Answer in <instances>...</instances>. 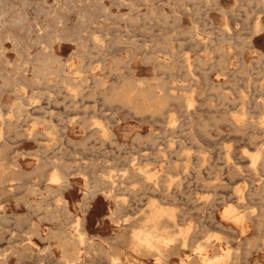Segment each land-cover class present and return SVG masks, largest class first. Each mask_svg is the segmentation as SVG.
<instances>
[{
  "label": "rangeland",
  "instance_id": "obj_1",
  "mask_svg": "<svg viewBox=\"0 0 264 264\" xmlns=\"http://www.w3.org/2000/svg\"><path fill=\"white\" fill-rule=\"evenodd\" d=\"M205 1H0V264H115L113 256L123 264H264V159L251 163L253 151L264 157V0ZM55 166L68 172L65 200L49 188ZM156 204L174 214L159 218L160 231L187 235L164 260L133 237L152 223ZM229 205L235 216L225 215ZM77 224L85 240L63 238ZM202 242L208 256L230 253L209 262L197 251Z\"/></svg>",
  "mask_w": 264,
  "mask_h": 264
},
{
  "label": "bare ground",
  "instance_id": "obj_2",
  "mask_svg": "<svg viewBox=\"0 0 264 264\" xmlns=\"http://www.w3.org/2000/svg\"><path fill=\"white\" fill-rule=\"evenodd\" d=\"M1 1V0H0ZM74 1V0H73ZM125 1H128V0H125ZM204 2H206L205 0H204ZM26 3V2H25ZM210 3V2H209ZM133 4V3H132ZM174 5V4H173ZM91 7V6H90ZM47 9H49V7L47 8ZM107 10V9H106ZM222 10H223V8H222ZM21 11V10H20ZM19 11V12H20ZM223 11H225V10H223ZM226 12V11H225ZM18 13V12H17ZM53 14V13H52ZM155 14V12L153 13V15ZM163 14V13H162ZM225 14V13H224ZM248 14V13H247ZM19 15H20V13H19ZM27 15V14H26ZM151 15V14H150ZM149 15V16H150ZM164 15H165V13H164ZM167 15V14H166ZM14 16V14H12V17ZM21 16V15H20ZM136 16H139V15H136ZM169 16V15H168ZM167 16V17H168ZM11 17V16H10ZM23 17V16H22ZM248 17V16H247ZM17 18V17H16ZM27 18V17H26ZM57 18V17H56ZM84 18V17H83ZM90 18V17H89ZM134 18V19H133ZM132 19H130V20H133V21H136V19H135V17H133ZM260 18V17H259ZM258 18V19H259ZM19 19H21V18H19ZM19 19H18V21H19ZM60 19H61V17H60ZM64 19V18H63ZM107 19H109V18H107ZM228 19V18H227ZM24 20V19H23ZM47 20V19H46ZM257 20V19H256ZM259 21V20H258ZM15 22V21H14ZM21 22H22V20H21ZM59 22H61V21H59ZM58 22V23H59ZM227 22V21H226ZM257 22V21H256ZM16 23V22H15ZM19 23V22H18ZM30 23V22H29ZM56 23V22H55ZM260 22H258V24H259ZM195 24V23H194ZM43 25H45V24H43ZM129 25V24H128ZM256 25V24H255ZM127 26V25H126ZM221 26V25H220ZM224 26V25H223ZM261 26V25H260ZM224 27H226V25L224 26ZM227 27H229V26H227ZM257 27L258 26H256V29H257ZM262 27V26H261ZM194 28V27H193ZM259 28V27H258ZM27 29V28H26ZM40 29V28H39ZM195 29V28H194ZM228 29V28H227ZM230 29V28H229ZM258 30V29H257ZM259 30H261L260 28H259ZM42 31V30H41ZM47 31V30H46ZM129 32H130V30H128ZM195 31V30H194ZM226 31V30H225ZM45 32V31H44ZM181 32V31H180ZM183 32V31H182ZM181 32V33H182ZM229 32V31H228ZM253 32H254V29H253ZM42 33V32H41ZM50 34H51V32H50ZM58 34V33H57ZM196 34V33H195ZM186 35V34H185ZM197 35V34H196ZM133 37H134V35H132ZM200 36V35H199ZM222 36H224V35H222ZM230 36V35H229ZM248 36H249V34H248ZM231 37H233V36H231ZM251 37V36H250ZM249 37V38H250ZM38 38H39V40L41 41V42H43L44 40L42 39V35H39L38 36ZM44 38V37H43ZM97 38V37H96ZM122 38V37H121ZM125 38V37H124ZM165 38H167V37H165ZM248 38V37H247ZM34 39V38H33ZM94 39V38H93ZM92 39V40H93ZM205 39V38H204ZM223 39V38H222ZM254 39V38H253ZM72 40V39H71ZM123 40H125V39H123ZM169 40V39H168ZM224 40V39H223ZM229 40V39H228ZM32 41H34V40H32ZM47 41V40H46ZM130 41V40H129ZM196 41V40H195ZM53 42V41H52ZM115 42V41H114ZM117 42V41H116ZM99 43V42H98ZM127 43V42H126ZM248 43V42H247ZM31 44V43H30ZM29 44V45H30ZM100 44V43H99ZM193 44V43H192ZM205 44V43H204ZM250 44V43H249ZM46 45V44H45ZM103 45H104V43H103ZM95 46V45H94ZM97 46V45H96ZM147 46V45H146ZM47 47H48V45H47ZM46 47V48H47ZM98 47V46H97ZM100 47V46H99ZM223 47V49L225 48L224 46H222ZM49 48V47H48ZM52 48V47H51ZM95 48V47H94ZM93 48V49H94ZM231 49V48H230ZM43 50V49H42ZM99 50H100V48H99ZM119 50V49H118ZM202 50V49H201ZM229 50V49H228ZM47 51V50H46ZM92 51H94V50H92ZM45 52V51H44ZM43 52V53H44ZM98 52V51H97ZM155 52V51H154ZM200 52V51H199ZM223 52V51H222ZM39 53H41V52H39ZM46 53H48V52H46ZM45 53V54H46ZM188 53V52H187ZM44 54V55H45ZM48 55V54H47ZM54 55V54H53ZM149 55V54H148ZM155 55V54H154ZM217 55H218V53H217ZM228 55V54H227ZM46 56V55H45ZM186 56V55H185ZM59 57V56H58ZM61 57V56H60ZM59 57V58H60ZM119 57H121V56H119ZM198 57H200V56H198ZM226 57V56H225ZM53 58V57H52ZM186 58H187V56H186ZM185 58V59H186ZM221 58V57H220ZM43 59V58H42ZM51 59V58H50ZM58 58H56V60H57ZM229 59V58H228ZM36 60H38V61H41V59L40 58H36ZM119 61L121 60V59H118ZM227 60V59H226ZM226 60H224V63H226ZM232 60V59H231ZM43 61V60H42ZM59 61V60H58ZM122 62H124L123 61V59L121 60ZM126 61V60H125ZM160 61V60H159ZM189 61H190V58H189ZM220 61V60H219ZM60 62V61H59ZM161 62V61H160ZM221 62V61H220ZM25 63V62H24ZM66 63V62H65ZM74 63V62H73ZM72 63V64H73ZM213 63H215V62H213ZM217 63V62H216ZM59 64V63H58ZM68 64V63H67ZM75 64V63H74ZM42 65V64H41ZM46 65V64H45ZM66 65V64H65ZM192 65V64H191ZM211 65V64H210ZM242 66H243V64H241ZM47 66V65H46ZM161 66H162V64H161ZM189 66V65H188ZM213 66V65H212ZM216 66V65H215ZM219 66V65H218ZM59 68L57 69V73L60 75V76H63V74H64V67L65 66H63V64H62V61L60 62V66H58ZM72 67V66H71ZM116 67V66H115ZM78 68V67H77ZM81 68V67H80ZM97 68V67H96ZM158 68H159V64H158ZM241 68V67H240ZM51 69V68H50ZM55 69V68H54ZM132 69H133V67H132ZM196 69V68H195ZM222 69H223V67H222ZM226 69V72H228V70H227V68H225ZM17 70V69H16ZM74 70V69H73ZM162 70H163V66H162ZM241 70H243V69H241ZM49 71H51V70H49ZM128 71V70H127ZM225 71V70H224ZM223 71V72H224ZM231 71V70H230ZM243 71H245V70H243ZM54 72H56L55 70H54ZM191 72V71H190ZM132 73V72H131ZM187 73V72H186ZM225 73V72H224ZM237 73V72H236ZM3 74V73H2ZM19 74V73H18ZM46 74H47V72L45 71V69L44 68H42L41 66H39L37 69H36V76H39V77H44V79H45V76H46ZM52 74V73H51ZM232 74V73H231ZM238 74V73H237ZM193 75V74H192ZM196 77V76H195ZM231 77V76H230ZM236 77V76H235ZM2 78V77H1ZM6 78V77H5ZM28 78V77H27ZM66 78H67V76H66ZM152 79L154 78V76L153 77H151ZM194 78V77H193ZM216 78H219V77H216ZM65 79V78H64ZM95 79V78H94ZM113 79V78H112ZM127 79V78H126ZM155 79V78H154ZM208 79V78H207ZM17 80V79H16ZM43 80V79H42ZM56 80V79H55ZM139 80V79H138ZM158 80V79H157ZM157 80H156V82H157ZM69 81V80H68ZM100 81H102V80H100ZM129 81V80H128ZM128 81H126V82H128ZM161 81H162V77H161ZM64 82H65V80H64ZM164 81H162V82H160V79H159V83H163ZM7 83V82H6ZM70 83V82H69ZM77 83V82H76ZM104 83V82H103ZM138 83V82H137ZM140 83V82H139ZM146 83H147V81H146ZM165 83V82H164ZM224 83V82H223ZM18 84H21V83H16V85H18ZM57 84V83H56ZM65 84V83H64ZM79 84V86H80V83H78ZM105 84V83H104ZM73 85V84H72ZM95 85V84H94ZM98 85V84H97ZM149 85V84H148ZM158 85V84H157ZM156 85V86H157ZM260 85V84H259ZM262 85H264V84H262ZM28 86V85H27ZM62 86H63V84H62ZM74 86H76V85H74ZM73 86V87H74ZM78 86V85H77ZM101 86H102V84H101ZM105 86V85H104ZM126 86V85H125ZM142 86V85H141ZM155 86V85H154ZM161 86V85H160ZM185 86V85H184ZM218 86H219V84H218ZM20 87V86H19ZM38 87V86H37ZM40 87V86H39ZM93 87H95V86H93ZM98 87V86H97ZM127 87V86H126ZM140 87V86H139ZM148 87V86H147ZM151 86L149 85V88H150ZM157 87H159V85L157 86ZM157 87H153L152 86V88H150V89H154V88H157ZM162 88H164V86H163V84H162V86H161ZM161 87H159V89L161 88ZM179 87V86H178ZM205 87V86H204ZM65 88V87H64ZM86 88V87H85ZM84 88V89H85ZM89 89H91L90 87H88ZM112 88H114V87H112ZM119 88V87H118ZM123 88V87H122ZM135 88V87H134ZM68 89V88H67ZM70 89V91H72L71 90V88H69ZM81 90H84V89H82V84H81V88H80ZM120 89V88H119ZM128 89H129V87H128ZM136 89V88H135ZM140 89H141V87H140ZM194 89V88H193ZM65 90V89H64ZM76 90V89H75ZM78 90H79V88H78ZM126 91H127V88L125 89ZM146 90V89H145ZM11 91H12V89H11ZM74 91V90H73ZM72 91V92H73ZM92 91V90H91ZM90 91V92H91ZM130 91V90H129ZM140 91H142V90H140ZM148 91H151V90H148ZM147 90H146V93L148 92ZM153 91V90H152ZM163 91V90H162ZM194 91V90H193ZM244 91V90H243ZM76 92H77V90H76ZM154 92V91H153ZM74 93V92H73ZM81 93H82V91H81ZM96 93V92H95ZM133 93H134V90H133ZM133 93H131V94H133ZM137 93H139V89H138V91H137ZM146 93H145V97H146ZM151 93V92H150ZM225 93H228V92H225ZM237 93V92H236ZM239 93V92H238ZM71 94V93H70ZM76 94V93H75ZM75 94L73 95L74 97H76L75 96ZM110 94H111V92H110ZM109 94V95H110ZM117 94V93H116ZM127 94V93H126ZM152 94V93H151ZM156 94H158V93H156ZM185 94V93H184ZM246 94V93H245ZM77 95H78V92H77ZM79 95H80V92H79ZM93 95V94H92ZM125 95V94H124ZM123 95V96H124ZM128 95V94H127ZM139 95H143V94H139ZM148 95V94H147ZM189 95V94H188ZM226 95V94H225ZM242 95V94H241ZM101 96H103L104 97V95H101ZM107 96V95H106ZM126 96V95H125ZM156 96V95H155ZM165 96V95H164ZM180 96H183V95H180ZM179 96V98L177 99V100H179V99H181V97ZM186 96V95H185ZM190 96V95H189ZM193 96V95H192ZM222 96H223V94H222ZM247 96V95H246ZM246 96H244V97H246ZM85 97V96H84ZM142 97H144V96H142ZM161 97V96H160ZM242 97V96H241ZM243 97V98H244ZM77 98V97H76ZM126 98V97H125ZM129 98V97H128ZM152 98H154L153 96H152ZM175 98V97H174ZM183 98V97H182ZM227 98V97H226ZM104 99H105V97H104ZM113 99V98H112ZM116 99V98H115ZM161 99V98H160ZM164 99V98H163ZM188 99V98H187ZM190 99V98H189ZM236 99V98H235ZM234 98H232L231 100H233V101H236ZM237 99H239L238 97H237ZM264 99V98H263ZM23 100V98H21V101H19V102H23L22 101ZM83 100V99H82ZM148 100V99H147ZM156 100H158V98L156 99ZM162 100V99H161ZM183 100V99H182ZM181 100V101H182ZM193 100V99H192ZM259 100V99H258ZM135 101H137V100H134V103H135ZM166 101V100H165ZM176 101V100H175ZM240 101V100H239ZM242 101V100H241ZM264 101V100H263ZM112 102V101H111ZM148 102V101H147ZM156 102V101H155ZM167 102V101H166ZM165 102V103H166ZM185 102H187V101H185ZM247 102V101H246ZM259 102V101H258ZM138 103H140V101H138ZM141 103H142V101H141ZM158 103V102H157ZM160 103V102H159ZM189 103V102H188ZM188 103H186L187 105H188ZM244 103V102H243ZM26 104H28V103H25L24 102V105H26ZM37 104H39V103H37ZM37 104H35L36 106H37ZM125 104V103H124ZM136 104V103H135ZM160 104H162V103H160ZM181 104V103H180ZM254 104H255V102H254ZM128 105H129V103H128ZM139 105H141V104H139ZM145 105V104H144ZM148 104H146V106H147ZM159 105V104H158ZM178 105H179V102H178ZM245 105V104H244ZM259 105H261L262 106V104H259ZM264 105V104H263ZM39 106V105H38ZM37 106V107H38ZM43 106V105H42ZM135 106V105H134ZM138 106V105H137ZM155 106V105H154ZM154 106H153V108H154ZM165 106H166V104H165ZM191 106V105H190ZM256 106V105H255ZM23 107V106H22ZM22 107H21V109H22ZM33 107V106H32ZM35 107V106H34ZM40 107V106H39ZM152 107V106H151ZM151 107H150V109H151ZM161 107H163L162 105H160L159 106V108H161ZM189 106H187V108H188ZM246 107V106H245ZM259 107V106H258ZM30 108V107H29ZM44 108V107H43ZM140 108V107H139ZM139 108H137L136 110H139ZM141 108H142V106H141ZM243 108V107H242ZM247 108V107H246ZM28 109V108H27ZM31 110H32V108H30ZM45 109V108H44ZM147 109V111H148V109L149 108H146ZM155 109H157L156 107H155ZM179 109H180V107H179ZM244 109V108H243ZM259 109V108H258ZM38 110V109H37ZM135 110V111H136ZM152 110H154V109H151V110H149V111H152ZM188 110V109H187ZM22 111V110H21ZM134 111V110H133ZM134 111V112H135ZM141 111H143V109L141 110ZM141 111H139V112H141ZM156 111V110H155ZM158 111V110H157ZM156 111V112H157ZM245 111H247V109L245 110ZM262 111V110H261ZM32 112V111H31ZM33 113V112H32ZM144 113V112H143ZM153 113V112H152ZM151 113V114H152ZM22 114V113H21ZM154 114V113H153ZM156 114V113H155ZM176 114V113H175ZM19 115V114H18ZM169 115V114H168ZM242 115V114H241ZM245 116H247L246 114H244ZM243 115V116H244ZM261 115V114H260ZM264 115V114H263ZM232 116H233V114H232ZM235 116H237V115H235ZM244 116V117H245ZM169 117V116H168ZM52 118V117H51ZM171 118V117H170ZM176 118V117H175ZM223 119L225 118V117H222ZM246 118V117H245ZM75 119V118H74ZM174 119V118H173ZM234 119V118H233ZM261 119V118H260ZM171 120V119H170ZM252 120V119H251ZM255 120V119H254ZM85 121V120H84ZM167 121H169V120H167ZM238 121V120H237ZM243 121H244V119H243ZM253 121V120H252ZM83 122V121H82ZM101 122V121H100ZM174 122V121H173ZM0 123H3L2 122V120H0ZM70 123H71V120H70ZM74 123V122H73ZM98 123V122H97ZM169 123H170V121H169ZM239 123H240V121H239ZM259 123V122H258ZM261 123H263V130H264V116L262 117V119H261ZM82 124H84V123H82ZM104 124V123H103ZM102 124V125H103ZM173 124V123H172ZM234 124V123H233ZM85 125V124H84ZM167 125H168V123H167ZM166 125V126H167ZM231 125H232V123H231ZM235 125V124H234ZM22 126V125H21ZM170 126H171V123H170ZM233 126V125H232ZM9 127V126H8ZM87 127V126H86ZM5 128L7 129V127L5 126ZM23 128V127H22ZM104 128H105V125H104ZM172 128V127H171ZM176 128V127H175ZM235 128V127H234ZM255 128V127H254ZM9 129V128H8ZM17 129V128H16ZM107 129V128H106ZM177 129V128H176ZM236 129V128H235ZM235 129H234V131H235ZM259 129V128H258ZM100 130H102V129H100ZM171 130V129H170ZM243 130H244V128H243ZM2 131V130H1ZM107 131V130H106ZM238 131H239V129H238ZM242 131V130H241ZM252 131V130H251ZM108 132V131H107ZM205 132H207V130H205ZM263 132V131H262ZM262 132H260V133H258V132H256L255 133V130H254V133H255V135L256 134H261ZM2 133V132H1ZM0 133V134H1ZM5 133V132H4ZM15 133V132H14ZM41 133V132H40ZM87 133V132H86ZM92 133V132H91ZM95 133V132H94ZM100 133V132H99ZM208 133V132H207ZM250 133V132H249ZM45 134V133H44ZM106 134H109V133H106ZM30 135V134H29ZM91 135V134H90ZM95 135V134H94ZM102 135V134H101ZM254 135V136H255ZM263 135H264V132H263ZM6 136V135H5ZM16 136V135H15ZM41 137V136H40ZM140 137V136H139ZM150 137V136H149ZM255 137H257V136H255ZM44 139H45V137H44ZM155 139V138H154ZM257 139V138H256ZM70 140V139H69ZM81 140V139H80ZM85 140V139H84ZM87 140V139H86ZM254 140H255V138H254ZM178 141V140H177ZM171 142V141H170ZM179 143V142H178ZM82 145H83V142H82ZM174 145H175V143H174ZM1 146V145H0ZM83 146H85V143H84V145ZM159 146V145H158ZM173 147V146H172ZM262 147V146H261ZM8 149H9V147H7ZM160 148H163L162 146L160 147ZM174 148V147H173ZM179 148V147H178ZM264 147H262V149H263ZM3 150V149H2ZM1 150V151H2ZM4 150H6L7 151V149H6V146H5V148H4ZM159 150H161V149H159ZM182 150V149H181ZM169 152H170V150H169ZM181 152V151H180ZM254 152V151H253ZM251 153L252 155H251V160H252V162H251V160H250V162L252 163V165L254 166L255 164H256V162H257V160L258 159H264V157L263 158H261L260 156H261V154L259 153V152H256V153ZM174 153V152H173ZM227 153H228V151H227ZM6 154V153H5ZM172 154V153H171ZM163 155H164V153H163ZM264 155V154H263ZM1 156H2V154H1ZM6 156H7V154H6ZM167 156V155H166ZM176 157V156H175ZM189 157V156H188ZM187 157V158H188ZM250 157V156H249ZM260 157V158H259ZM134 158V157H133ZM156 158V157H155ZM180 158H181V156H180ZM226 158V157H225ZM136 159V158H135ZM189 160H190V158H188ZM187 159V160H188ZM231 159V158H230ZM4 160V159H3ZM3 160H2V162H3ZM49 160V159H48ZM53 160V159H52ZM132 160V159H131ZM189 160L187 161V163L189 162ZM176 161V160H175ZM191 161V160H190ZM260 161V160H259ZM133 162V161H132ZM178 162V161H177ZM186 162V161H185ZM263 162H264V160H263ZM8 164H9V162H7ZM13 163H15V164H17L16 163V161L14 162L13 161ZM258 163V162H257ZM2 164V163H1ZM4 164H6V163H4ZM7 164V165H8ZM11 164V163H10ZM9 164V165H10ZM44 164V163H43ZM183 164V163H182ZM186 164V163H185ZM136 165V164H135ZM175 165L176 164H174L173 165V167H175ZM188 165V164H187ZM45 166V165H44ZM137 166V165H136ZM139 166V165H138ZM162 166V165H161ZM179 166V165H178ZM183 166V165H182ZM189 166V165H188ZM7 167V166H6ZM18 167V166H17ZM134 167V166H133ZM141 167V166H140ZM140 167H139V169H140ZM170 167V166H169ZM173 167H171V168H173ZM248 167H250V166H248ZM176 168H179V167H177L176 166ZM232 168H233V166H232ZM231 168V169H232ZM243 168V167H242ZM36 169V168H35ZM40 169V168H39ZM38 169V170H39ZM55 170L49 175V177H48V183H49V188H53V189H55V190H59L60 191V193H61V199H63V200H65L64 199V197H63V195H62V190L67 186V185H69L68 184V181H69V179H68V172H66L65 170L64 171H60V169L58 168V167H56L55 166V168H54ZM199 169V168H198ZM226 169H228L229 170V167L228 168H226ZM247 169V168H246ZM245 169V170H246ZM112 171L113 170H115V169H111ZM146 170V169H145ZM241 170V169H240ZM18 171H20V170H18ZM84 171V170H83ZM123 172H125L124 170H122ZM121 171V172H122ZM138 171V170H137ZM232 171H233V169H232ZM250 171H252V169L250 170ZM5 172V171H4ZM12 171H10V173H11ZM139 172H141V171H139ZM143 172V171H142ZM144 172H148V171H144ZM156 172H157V170H156ZM237 172V171H236ZM253 173H255V171H252ZM3 173V172H2ZM13 173H16V172H13ZM13 173H11V174H13ZM104 173H106V172H104ZM151 173V172H150ZM150 173H148V174H150ZM171 173V172H170ZM230 173H231V171H230ZM238 173V172H237ZM236 173V174H237ZM257 173V172H256ZM108 174V173H107ZM124 174V173H123ZM148 174H146V176L148 175ZM152 174V173H151ZM156 173H154L153 175H155ZM157 174H159V172L157 173ZM169 174V173H168ZM198 174V173H197ZM235 174V175H236ZM258 174V173H257ZM93 175V174H92ZM125 175H126V173H125ZM139 175V174H138ZM145 175V174H144ZM153 175H150V177L151 176H153ZM167 175V174H166ZM170 175H172V174H170ZM200 175V174H199ZM233 175V174H232ZM239 175V174H238ZM2 176V175H1ZM103 176V175H102ZM108 176H110V175H108ZM160 176V175H159ZM237 176V175H236ZM245 177H246V175H244ZM7 177H8V175H7ZM161 177V176H160ZM167 177H168V175H167ZM166 177V178H167ZM145 178V177H144ZM149 178V177H148ZM162 178H163V176H162ZM169 178V177H168ZM167 178V179H168ZM10 179V178H9ZM9 179H6V180H9ZM12 179V181H14L15 179H13V178H11ZM103 179H104V177H103ZM145 179H147V178H145ZM152 179H153V177H152ZM156 179V178H155ZM179 179V178H178ZM204 179V178H203ZM251 179V178H250ZM5 180V181H6ZM111 180V178L109 177V178H105L104 179V181L105 182H108V181H110ZM147 180H149V179H147ZM166 180V179H165ZM164 180V181H165ZM174 180V179H173ZM256 180H258V178L256 179ZM11 181V180H10ZM89 181V180H88ZM170 181V180H169ZM175 181V180H174ZM260 181V180H259ZM0 182H1V180H0ZM157 182V181H156ZM160 182V181H159ZM171 182H173V181H171ZM177 182V181H176ZM180 182H182V181H180ZM254 182V181H253ZM258 182V181H257ZM3 183H5V182H3ZM2 183V184H3ZM91 183V182H90ZM89 183V184H90ZM124 183V182H123ZM123 183H121V184H123ZM174 183V182H173ZM183 183V182H182ZM181 183V184H182ZM251 183V182H250ZM259 184H260V182H258ZM1 184V183H0ZM12 184V183H11ZM19 184H20V182H19ZM145 184V183H144ZM155 184V183H154ZM170 184V183H169ZM175 184V183H174ZM177 184V183H176ZM219 184V183H218ZM223 184V183H222ZM258 184V185H259ZM146 185V184H145ZM215 185V184H214ZM213 185V186H214ZM247 185V184H246ZM261 185H263V181H262V184ZM2 187H3V185H1ZM37 186V185H36ZM46 186V185H45ZM48 186V185H47ZM157 186V185H156ZM164 186V185H163ZM180 186V185H179ZM178 186V187H179ZM182 186V185H181ZM216 186V185H215ZM223 186V185H222ZM8 187V186H7ZM31 187V186H30ZM86 187V186H85ZM88 187H90V186H88ZM99 187V186H98ZM158 187V186H157ZM254 187V186H253ZM91 188H93V187H90V189ZM151 188V187H150ZM159 188V187H158ZM258 189H259V187H257ZM31 189V188H30ZM30 189L28 188V190H29V192H30ZM45 189V188H44ZM89 189V190H90ZM120 189V188H119ZM165 189V188H164ZM251 189H253V188H251ZM258 189H257V191H255L256 189H255V187H254V191L256 192H254L255 194H257V192H258ZM262 190H263V187L261 188ZM32 190V189H31ZM155 190V189H154ZM250 190V189H249ZM2 191V190H1ZM101 191H103V190H101ZM122 191V190H121ZM165 191V190H164ZM167 191V190H166ZM169 191H172V190H170L169 189ZM236 191V190H235ZM242 191V190H241ZM253 191V190H252ZM251 191V193L253 194V192ZM4 192V191H3ZM50 192V191H49ZM97 191L95 190V189H92L91 190V193H90V195H88V196H86L87 198H91V197H93L94 195H95V193H96ZM238 192H239V190H238ZM237 192V193H238ZM10 193V192H9ZM47 193V192H46ZM55 193V192H54ZM156 193V192H155ZM228 193V192H227ZM230 193V192H229ZM223 194V193H222ZM261 194V193H260ZM28 195V194H27ZM178 195V194H177ZM217 195V194H216ZM227 195V194H226ZM247 195H249L248 193H247ZM252 196H254V195H252ZM83 197H85V196H83ZM177 197V196H176ZM179 197H181L182 198V196H179ZM218 197V196H217ZM115 198H117V197H115ZM163 198V197H162ZM165 198H166V196H165ZM181 198H179V199H181ZM184 198V197H183ZM186 198V197H185ZM195 198V197H194ZM193 198V199H194ZM214 199H215V197H213ZM212 198V199H213ZM242 198V197H241ZM243 198H245V197H243ZM241 199V200H244V199ZM45 199V198H44ZM164 199V198H163ZM188 199V198H187ZM209 199V198H208ZM207 199V200H208ZM231 199V198H230ZM166 200V199H165ZM189 200V199H188ZM195 200H196V198H195ZM217 200V199H216ZM156 201H157V199H156ZM155 201V198H154V201H152L153 203L154 202H156ZM212 201V200H211ZM35 202V201H34ZM40 202V201H39ZM82 202V201H81ZM86 202V201H85ZM167 202V201H166ZM222 202V201H221ZM241 202V201H240ZM207 203V202H206ZM236 203V202H235ZM83 204V203H82ZM155 204V203H154ZM220 204V203H219ZM87 205H88V202H87ZM224 205V204H223ZM232 205V204H231ZM237 205V204H236ZM150 206V205H149ZM151 206H154L153 204L151 205ZM156 207H157V204L155 205ZM242 206V205H241ZM162 207H164V206H162ZM169 207H170V205H169ZM176 207V206H175ZM174 207V208H175ZM196 207V206H195ZM194 207V208H195ZM235 207V206H234ZM109 208V207H108ZM122 208V207H121ZM79 209V208H78ZM149 209V208H148ZM152 209V208H151ZM177 209V208H176ZM197 209V208H196ZM224 209L226 210L224 213H226L225 215H227V213L228 214H232V215H234L233 214V212H234V208H233V206H227V208H225V206H224ZM48 210V209H47ZM55 210V209H54ZM119 209L117 208L116 209V211H118ZM172 210H174V209H172ZM185 210V209H184ZM199 210V209H198ZM209 210V209H208ZM236 210V209H235ZM246 210V209H245ZM85 211V210H84ZM83 211V212H84ZM115 211V212H116ZM176 211V210H175ZM202 211V210H201ZM222 211H224V210H222ZM52 212V211H51ZM122 211H120V213H121ZM147 212V211H146ZM149 212H150V209H149ZM152 212V214H151V216H149L150 217V220L152 221V223L148 226L147 224H144L143 225V227H140V228H137V229H135V231H134V236L133 237H135V239H137V241H138V243L140 244V245H142V246H144V247H146V248H148V249H150L151 251H153L154 253H156L157 255H158V258L159 259H162V260H164L165 258H166V250L168 249V247L172 244V243H174V245L176 246V243L177 242H179V241H177V242H175L177 239H180L181 241H182V243L183 244H187V239H186V236H185V232L184 231H182V229H181V231H178L179 232V235H178V233H177V236H178V238H177V236L176 237H173V236H169V235H165V234H163L162 233V231H160V229H161V226L159 225V223H161L160 221H159V218H161L162 216H166V215H168V216H171V217H174V214L173 213H171L168 209H166V208H160V206H158L157 208H153V210L151 211ZM199 212V211H198ZM215 212V211H214ZM238 212V211H237ZM242 212H244V211H242ZM247 212V211H246ZM245 212V213H246ZM145 213V212H144ZM148 213V212H147ZM213 213V212H212ZM234 213H236V212H234ZM250 213V212H249ZM254 213V212H253ZM110 214V213H109ZM113 214V213H112ZM238 214H240V213H238ZM244 214V213H243ZM251 214H252V212H251ZM250 214V215H251ZM255 214V213H254ZM262 214V213H261ZM70 215H71V212H70ZM111 215V214H110ZM109 215V216H110ZM149 215V214H148ZM246 215L247 216H249L248 215V212L246 213ZM210 216V215H209ZM235 216V215H234ZM239 216V215H238ZM51 217V216H50ZM55 217V216H54ZM111 217V216H110ZM148 217V218H149ZM224 217V216H223ZM241 217V216H240ZM252 217V216H251ZM257 217V216H256ZM263 217V216H262ZM123 218V217H122ZM128 218V217H127ZM210 218V217H209ZM3 219V218H2ZM113 219V218H112ZM111 219V220H112ZM163 219H165L164 217L162 218V220ZM168 219V221H170V219L169 218H167ZM176 219V218H175ZM212 219V218H211ZM227 219V218H226ZM242 219V218H241ZM261 219V218H260ZM260 219H259V222H260ZM263 219V218H262ZM261 219V220H262ZM126 220H128V219H126ZM143 220V219H142ZM147 220H149V219H147ZM161 220V219H160ZM161 220V221H162ZM213 220V219H212ZM211 220V221H212ZM230 220V219H229ZM244 220H245V218H244ZM253 220V219H252ZM258 220V219H257ZM120 221V220H119ZM123 221H125V220H123ZM129 221H131L130 219H129ZM145 221H146V218H145ZM176 220H174V222H175ZM242 220H240V222H241ZM263 221H264V219H263ZM262 221V222H263ZM134 222V224H135V221H133ZM148 222V221H147ZM150 222V221H149ZM166 222V221H165ZM83 223V222H82ZM119 223V222H118ZM128 223H130V222H128ZM168 223V222H167ZM170 223V222H169ZM216 223V222H215ZM234 223H236V222H234ZM137 224V223H136ZM164 224V223H163ZM175 224V223H174ZM174 224H173V226H174ZM177 224V223H176ZM238 224V223H237ZM243 223L241 222V225H242ZM259 224H261V223H259ZM259 224H256V225H259ZM86 225V224H85ZM131 225H132V222H131ZM141 225V224H140ZM147 225V226H146ZM216 225V224H215ZM218 225V224H217ZM76 226V228L75 229H77V233L76 234H72V233H67V232H63L64 233V235H63V238H65V239H67V240H77V241H79V242H83L84 240H85V234H86V232L84 231V230H81L79 227H78V224L77 225H75ZM130 226V225H129ZM135 226V225H134ZM133 226V227H134ZM165 226H166V224H165ZM169 226V225H168ZM167 226V227H168ZM180 226V225H179ZM219 227H221V226H219ZM223 227V226H222ZM243 227V226H242ZM39 228V227H38ZM125 228H127V227H125ZM130 228H131V226H130ZM135 228V227H134ZM134 228H133V230H134ZM224 228V227H223ZM229 228V227H228ZM244 228V227H243ZM242 228V229H243ZM247 228V227H246ZM86 229V228H85ZM168 229V228H167ZM186 229V228H185ZM187 229H189V228H187ZM131 230V229H130ZM191 230V229H190ZM57 231V230H56ZM168 231V230H167ZM122 232V231H121ZM130 232V231H129ZM129 232H127V233H129ZM174 232V231H173ZM231 232H233V231H231ZM244 232V231H243ZM243 232H241V234L243 233ZM50 233V232H49ZM122 233H124V232H122ZM126 233V232H125ZM132 233V232H131ZM166 233V232H165ZM169 233V232H168ZM171 233V232H170ZM211 233V232H210ZM32 234H33V232H32ZM31 234V235H32ZM36 234V233H35ZM188 234V233H187ZM212 234V233H211ZM47 235V234H46ZM73 235H76L77 236V238H74V236ZM92 235V234H91ZM130 235V234H129ZM133 235V234H132ZM221 235V234H220ZM49 236V235H48ZM47 236V237H48ZM119 236V235H118ZM209 236H210V234H209ZM208 236V237H209ZM39 237V236H38ZM57 237V236H56ZM49 238V237H48ZM120 238V237H119ZM226 238V237H225ZM212 239V238H211ZM227 239L228 238H226L225 240L227 241ZM229 239H230V237H229ZM232 239V238H231ZM235 238H233V240H234ZM42 240H43V238H42ZM88 240V239H87ZM90 240V239H89ZM117 240V239H116ZM134 240V239H133ZM222 240V239H221ZM247 240V239H246ZM253 240H254V238H253ZM28 241H30L31 242V240H28ZM136 241V240H135ZM208 241V240H207ZM215 241V240H214ZM255 242H257L256 240H254ZM33 242V241H32ZM87 242V241H86ZM131 242V241H130ZM197 242V241H196ZM209 242H210V240H209ZM240 242V241H239ZM254 242V243H255ZM264 242V241H263ZM34 243V242H33ZM49 243V242H48ZM116 243H119V242H117L116 241ZM138 243H136L137 245H138ZM199 243V242H198ZM67 243H65V245H66ZM178 244V243H177ZM246 244H250V242L249 243H246ZM260 244V243H259ZM258 244V246H260ZM28 245V244H27ZM35 245V244H34ZM38 245V244H37ZM136 245V246H137ZM181 245V244H180ZM207 245V242H202V243H200L198 246H197V251H198V253H200L201 255H202V259H204V260H206V259H208V260H210L209 262H214V261H218V260H222V258L223 257H225V256H228L229 255V253H230V248L229 249H227V250H224L225 252L223 253V254H218V255H215V256H208L207 255V251H205V250H207V249H205V246ZM221 245V244H220ZM254 245V244H253ZM256 245V244H255ZM49 246H51L50 244H49ZM111 245H109V247H110ZM37 247V246H36ZM112 247V246H111ZM131 247V246H130ZM178 247V246H177ZM190 247V246H189ZM246 247V246H245ZM250 248L251 247H253V246H249ZM38 248V247H37ZM43 248H44V246H43ZM192 248V247H191ZM250 248H246L247 250H249ZM26 249H28V248H26ZM172 249V248H171ZM177 249V248H176ZM221 249V248H220ZM232 249V248H231ZM32 250V249H31ZM43 250V249H42ZM106 250V249H105ZM170 250V249H169ZM173 250V249H172ZM234 250H235V248H234ZM39 251H41V250H39ZM70 251H71V249H70ZM177 251V250H176ZM194 251V250H193ZM238 251V250H237ZM245 251V250H244ZM35 252V251H34ZM50 252V251H49ZM65 252V251H64ZM167 252H168V250H167ZM215 252V251H214ZM74 253V252H73ZM80 253V252H79ZM91 253V252H90ZM172 253V252H171ZM246 253V252H245ZM185 254V253H184ZM234 254V253H233ZM248 254V253H247ZM67 255V256H66ZM179 255V254H178ZM213 255H214V253H213ZM235 255V254H234ZM65 256L66 257H68L69 255L66 253L65 254ZM156 257V256H155ZM230 257V256H229ZM247 257V256H246ZM245 257V258H246ZM179 258H180V256H179ZM68 259V261H70V259L69 258H67ZM250 259V258H249ZM111 260L115 263V264H123V262H121L120 261V259H119V257L118 256H113L112 258H111ZM160 261V260H159ZM166 261V260H165ZM203 261V260H202ZM225 261V260H224ZM233 261H236L234 258H233ZM244 261V260H243ZM248 261V260H247ZM246 261V259H245V263L247 262ZM182 262V261H181ZM195 263H196V259H195V261H194ZM230 262H232L231 260H230ZM110 263H112V262H110ZM129 263V262H128ZM162 263H164L163 261L162 262H160V264H162ZM183 263V262H182ZM205 262H203V264H204ZM238 263V262H237ZM67 264H68V262H67ZM126 264V263H125ZM141 264V263H140ZM147 264V263H146ZM192 264V263H191ZM199 264V263H198ZM201 264V263H200ZM218 264V263H217ZM220 264V263H219ZM222 264H223V261H222ZM226 264V263H225ZM247 264V263H246ZM258 264V263H257Z\"/></svg>",
  "mask_w": 264,
  "mask_h": 264
}]
</instances>
